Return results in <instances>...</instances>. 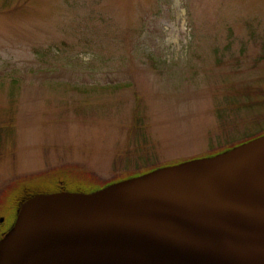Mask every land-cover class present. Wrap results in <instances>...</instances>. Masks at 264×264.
<instances>
[{"label": "rangeland", "instance_id": "obj_1", "mask_svg": "<svg viewBox=\"0 0 264 264\" xmlns=\"http://www.w3.org/2000/svg\"><path fill=\"white\" fill-rule=\"evenodd\" d=\"M262 134L264 0H0V236L28 193Z\"/></svg>", "mask_w": 264, "mask_h": 264}, {"label": "water", "instance_id": "obj_2", "mask_svg": "<svg viewBox=\"0 0 264 264\" xmlns=\"http://www.w3.org/2000/svg\"><path fill=\"white\" fill-rule=\"evenodd\" d=\"M21 199L0 264H264V134L93 191Z\"/></svg>", "mask_w": 264, "mask_h": 264}, {"label": "trees", "instance_id": "obj_3", "mask_svg": "<svg viewBox=\"0 0 264 264\" xmlns=\"http://www.w3.org/2000/svg\"><path fill=\"white\" fill-rule=\"evenodd\" d=\"M263 135V134H262ZM257 137V136H256ZM253 138H255V137H253ZM253 138H251V139H253ZM250 140V139H249ZM246 141H248V140H246ZM246 141H244V142H246ZM196 158V157H195ZM154 169V168H153ZM152 170V169H151ZM148 171H150V170H148ZM147 172V171H146ZM144 173V172H143ZM138 175H140V174H138ZM109 184V183H108ZM107 185V184H106ZM105 186V185H104ZM103 187V186H102ZM77 188H79V187H77ZM76 188V189H77ZM101 188V187H100ZM72 189H74V188H72ZM87 189V191H93V190H96V189H99V187H91V186H89L88 188H86Z\"/></svg>", "mask_w": 264, "mask_h": 264}]
</instances>
